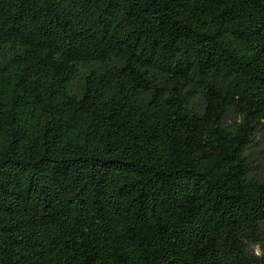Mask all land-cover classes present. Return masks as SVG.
I'll return each mask as SVG.
<instances>
[{"label": "trees", "instance_id": "1", "mask_svg": "<svg viewBox=\"0 0 264 264\" xmlns=\"http://www.w3.org/2000/svg\"><path fill=\"white\" fill-rule=\"evenodd\" d=\"M115 2L121 32L112 53L98 30V18L115 22L110 0H0V49L22 52L0 73V264H95V248L101 264H132L135 252L139 264H254L218 237L202 252L177 229L198 201L208 216L264 240V182L243 160L250 132L264 123V0ZM54 56L72 77L80 61L101 67L77 102L97 149L65 153L49 140L63 103ZM137 66L200 94L218 75L229 78L231 105L249 130H223L229 151L202 158L186 150L178 165L168 163L147 142ZM13 108L22 112L9 121ZM106 185L124 202L125 230L101 220L112 212ZM52 229L59 252L42 256Z\"/></svg>", "mask_w": 264, "mask_h": 264}, {"label": "rangeland", "instance_id": "2", "mask_svg": "<svg viewBox=\"0 0 264 264\" xmlns=\"http://www.w3.org/2000/svg\"><path fill=\"white\" fill-rule=\"evenodd\" d=\"M110 7L115 9L112 13L115 22L104 25L98 18V30L102 35L104 47L116 53V39L121 32L117 21L121 14L115 0H110ZM20 53L22 52L13 48L0 49V73L4 71L10 59ZM54 58L57 75L54 79L56 97L60 96L63 103L55 110L49 140L56 150L65 153L82 147L97 149L101 145L92 136L84 104L78 106L77 102L84 96L85 81L88 77L97 81L101 67L86 66L80 61L76 63L78 73L72 77L61 68L57 56ZM120 60H122L120 66H126L124 58ZM118 61L119 59H115L114 63L117 64ZM132 69L134 71L133 81L138 89L136 101L143 108L142 121L147 130V142L150 148L156 146L162 150L168 163L178 165L181 160L187 158L186 150L202 158L213 156L221 150L229 151L228 143L222 135L223 130L229 129L236 133L241 128L248 129L249 125L243 115L235 111L231 105L233 85L229 78H221L218 75L213 80L210 89L200 94L192 88L186 91L177 88L171 83L170 78L166 81V76L163 74L154 77L138 66ZM20 112L22 111L13 108L8 115V120L12 121L19 117ZM23 119L24 115L20 122L25 126ZM64 128H66L65 132ZM2 131L0 127V144L4 145L6 141ZM229 156L231 158L232 153H229ZM243 160L249 169V177L264 182V123L250 132L249 145L243 155ZM232 161L235 160L232 159ZM105 190L107 192L104 197L111 204L109 208L112 212L102 211L101 220L104 221L105 215H108L106 216L108 222L114 221L117 227L125 230L127 212L124 202L113 193L109 185L105 186ZM194 205L195 209L182 214L177 229L186 244L202 252L203 250L208 251L212 240L218 237L222 239L228 252L240 255L247 262L264 264L263 239L254 238L243 224L231 227L208 216L198 201H194ZM196 207L199 208L198 211ZM49 223L50 227L55 229L53 222ZM53 229L49 231V243L43 247L42 256L52 255L55 251L59 252ZM261 230L264 233V225ZM132 248L135 251L133 243ZM100 256L99 249L95 248L92 257L95 258L93 260L95 264H101L99 263ZM132 264H139L137 252H135Z\"/></svg>", "mask_w": 264, "mask_h": 264}]
</instances>
